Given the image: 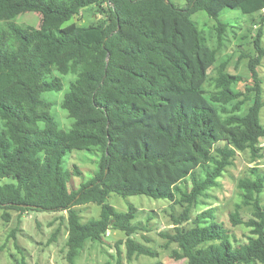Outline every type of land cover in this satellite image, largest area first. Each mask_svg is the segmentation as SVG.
<instances>
[{"label": "trees", "instance_id": "16d2710c", "mask_svg": "<svg viewBox=\"0 0 264 264\" xmlns=\"http://www.w3.org/2000/svg\"><path fill=\"white\" fill-rule=\"evenodd\" d=\"M90 8L94 23L71 22ZM225 9L261 12L249 61L252 96L236 89L238 77L225 63L208 77L217 51L192 15L217 20L221 43ZM27 11L41 14L40 27L16 22ZM263 27L264 0H186L185 7L172 0H0V210L6 217L10 210L66 212L70 262L110 228L126 233L130 257H154L131 238L141 229L137 208L120 212L107 199L162 198L183 207L171 214L174 232L166 236L177 244L174 261L264 264V174L238 182L242 203L253 208L246 220L239 206L230 215L233 226L249 229L244 241L212 209L192 214L238 152L259 153ZM53 92H61L65 128L52 112ZM78 151L99 159L93 176L75 187L83 172L65 158ZM91 203L101 206L100 216L83 222L76 207Z\"/></svg>", "mask_w": 264, "mask_h": 264}, {"label": "rangeland", "instance_id": "374dc122", "mask_svg": "<svg viewBox=\"0 0 264 264\" xmlns=\"http://www.w3.org/2000/svg\"><path fill=\"white\" fill-rule=\"evenodd\" d=\"M172 1L179 7L186 5V0ZM96 13L93 8L86 9L71 22L87 26L95 22ZM260 14L261 12L244 14L240 9H225L219 17L226 24L225 31L221 33V43L218 38L217 20L209 17L204 11L192 15L208 37L211 46L217 51L216 62L208 71V77L215 76L218 68L225 63L226 72L238 77L236 89L249 96L254 94L249 61L256 55L254 40ZM41 21V14L34 11L23 12L16 19L18 24L35 28L40 27ZM260 44L264 48V27ZM258 74L264 99V57L258 66ZM70 77L71 75H68L66 79ZM49 97L55 103L52 112L55 113L59 126L65 128L70 119L60 107L61 92H53ZM250 103V100L246 101V106ZM261 121L264 123V107L261 110ZM98 159V156L86 151L73 152L65 158L67 165H76L83 172L84 176L74 177L75 187L93 176L98 169ZM257 173L264 174V138L261 139L259 153L255 157L249 150L238 152L234 163L227 167L218 179L219 184L210 188L201 203L193 208V216L212 209L215 219L228 228L237 240L244 241L249 229L244 225L233 226L230 215L239 206V212L245 220L252 216V206L242 203L243 191L238 187V182L244 178L253 180ZM261 196L264 206V192ZM107 202L120 212L127 211L130 204L137 208L138 220L142 222L141 229L131 238L148 246L156 256L134 254L130 257L126 246V233L110 228L103 240H88L83 248L77 250L73 261L70 262L66 246V212L20 213L10 210L9 216L6 217L5 211L0 210V264H147L155 261H162L164 264H185L184 260L177 262L171 258V252L177 248V244L166 237L174 232L171 214L177 216L182 212L183 207L180 204L147 195L122 197L115 193L108 197ZM76 210L84 222L89 218H99L101 206L91 203L77 206ZM148 217H152L151 220H148Z\"/></svg>", "mask_w": 264, "mask_h": 264}]
</instances>
